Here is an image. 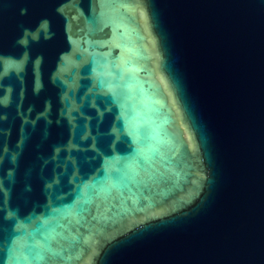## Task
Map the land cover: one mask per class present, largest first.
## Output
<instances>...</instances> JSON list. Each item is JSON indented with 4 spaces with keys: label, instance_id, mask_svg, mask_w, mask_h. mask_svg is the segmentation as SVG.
<instances>
[{
    "label": "water",
    "instance_id": "water-1",
    "mask_svg": "<svg viewBox=\"0 0 264 264\" xmlns=\"http://www.w3.org/2000/svg\"><path fill=\"white\" fill-rule=\"evenodd\" d=\"M0 264H264V0H0Z\"/></svg>",
    "mask_w": 264,
    "mask_h": 264
}]
</instances>
